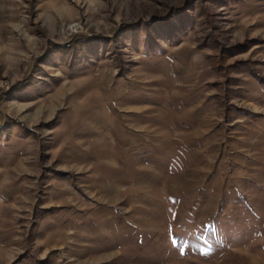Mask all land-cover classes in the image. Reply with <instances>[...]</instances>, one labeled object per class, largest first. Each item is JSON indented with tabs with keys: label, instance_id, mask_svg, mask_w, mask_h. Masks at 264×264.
I'll list each match as a JSON object with an SVG mask.
<instances>
[{
	"label": "rangeland",
	"instance_id": "1",
	"mask_svg": "<svg viewBox=\"0 0 264 264\" xmlns=\"http://www.w3.org/2000/svg\"><path fill=\"white\" fill-rule=\"evenodd\" d=\"M263 41L264 0H0V264H212L256 233Z\"/></svg>",
	"mask_w": 264,
	"mask_h": 264
},
{
	"label": "crops",
	"instance_id": "2",
	"mask_svg": "<svg viewBox=\"0 0 264 264\" xmlns=\"http://www.w3.org/2000/svg\"><path fill=\"white\" fill-rule=\"evenodd\" d=\"M258 174L261 179H264V164H261ZM234 188L239 189L237 186ZM253 189L255 198L261 201V204L254 202V197L248 187L247 199L242 202L241 206L244 215L247 216L250 222L249 225L251 227L258 226L254 229L256 233L247 234L239 240L235 239L232 241V245L226 249L210 250L208 260L212 261V264L217 259L219 264L224 261L226 264H264V182H258Z\"/></svg>",
	"mask_w": 264,
	"mask_h": 264
},
{
	"label": "trees",
	"instance_id": "3",
	"mask_svg": "<svg viewBox=\"0 0 264 264\" xmlns=\"http://www.w3.org/2000/svg\"><path fill=\"white\" fill-rule=\"evenodd\" d=\"M176 18H178V16ZM163 20L166 21L165 22L166 24H168V25L170 24L169 23V19H163ZM168 27L171 29V33H172L173 32V29L174 28L176 29L177 26H173V25L170 24ZM144 28L145 29H148L149 28V25L148 24H144ZM177 29H179V28H177ZM234 49L237 50V51H235V53L232 56H235V55L241 54L243 52H246L248 50V47L245 44H240V45L235 46ZM208 59L210 60V62H211V60H213V58H210V57H208ZM243 64L245 65V64H247V62H244ZM213 65H214V62H213ZM256 78H258V80L264 81V76L260 72L257 73ZM262 83H264V82H262Z\"/></svg>",
	"mask_w": 264,
	"mask_h": 264
}]
</instances>
